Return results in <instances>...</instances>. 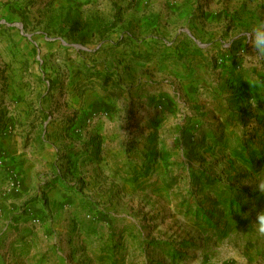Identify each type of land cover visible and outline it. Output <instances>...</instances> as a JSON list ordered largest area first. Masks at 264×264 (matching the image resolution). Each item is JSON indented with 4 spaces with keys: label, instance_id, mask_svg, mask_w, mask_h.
Returning <instances> with one entry per match:
<instances>
[{
    "label": "rangeland",
    "instance_id": "rangeland-1",
    "mask_svg": "<svg viewBox=\"0 0 264 264\" xmlns=\"http://www.w3.org/2000/svg\"><path fill=\"white\" fill-rule=\"evenodd\" d=\"M222 8L223 26L216 17ZM205 11L212 18H202ZM258 19H264V0H0V134L14 130L21 139L19 155L29 157L44 147L40 131L31 137L34 124L49 115L47 121L54 125L55 115L63 111L69 118L79 112L82 134L107 127L111 134L97 135L99 141L126 139L123 168L108 145L97 152L99 158L116 161V173L121 169L124 179L138 183L143 192L144 209L130 210L129 218L120 221L121 232L114 228L117 222L110 226L114 252L127 235L134 250L143 245L146 255L165 256V264H264V234L258 230L264 215V194L258 191L264 183V120L254 129L258 122L240 112L238 99L225 103L227 108L216 104L225 116L214 121L206 118L211 109L204 99L193 103L185 95L177 102L144 104L147 87L133 85L136 72L128 74L121 62L129 46H145L142 60H150L157 52L153 35L159 34L156 43L168 48L177 29L193 37L195 30L212 43L205 55L208 65L229 71V87L258 99L264 93V60H258L257 84L252 86L248 79L236 78L239 70L234 69L254 51L245 40ZM145 70L142 75L153 76ZM146 129L152 131L145 139L147 150L134 151ZM46 134L44 140L55 145L58 136ZM77 153L80 160L94 154ZM57 154L49 165L38 160L29 191L21 198L17 154H0V264H12L6 247L16 241L14 224L36 204V186L45 182L55 188L62 177H71L72 167L61 165ZM89 169L88 162L81 163L82 181L88 180ZM12 180L19 182L17 190L10 186ZM149 191L157 194L153 203L159 209L149 211L148 199H143ZM43 207V215L30 213L29 220L55 221L50 207ZM100 219L85 209L73 221Z\"/></svg>",
    "mask_w": 264,
    "mask_h": 264
},
{
    "label": "crops",
    "instance_id": "crops-1",
    "mask_svg": "<svg viewBox=\"0 0 264 264\" xmlns=\"http://www.w3.org/2000/svg\"><path fill=\"white\" fill-rule=\"evenodd\" d=\"M186 1L184 0V2ZM224 14L223 8L216 14L221 26L224 25ZM203 15L202 18H212L207 11ZM179 30L177 29V32L171 36L168 48L162 46L161 43H156L159 34L152 36L155 43L152 44V49L157 52L150 60H142L145 46H139L135 49L129 46L126 49V55L121 56L124 57L121 62L126 65L128 74L135 75V72L137 74L134 79L135 82L132 84H137L136 87L139 89L140 87H147L145 90L149 96L143 97L144 104H150L153 100L159 104H163L166 100L177 102L180 101L181 96L185 97V95L190 97L193 103H198V100L204 99L206 106L213 112L208 110L210 114L207 113L206 118L214 121L217 118L221 119L220 114L225 116V110H218L216 104L220 102L225 106L224 108H227L225 103L238 99L237 104L240 112L245 117L248 116L258 122V125L253 127L254 129L261 128L264 120V93L259 96V101L256 96L246 95L245 91L240 93L237 87H229L231 85L229 83L231 73L222 68L210 67L206 62L205 55L210 51L209 46L212 43L203 40L205 39L204 36L199 35L195 30L192 31L195 37L189 33L187 35L181 34ZM130 53L138 54V56L134 57ZM259 59L264 60V58H258L254 51L249 52V55L243 59H239L238 61L242 63L240 65L242 69L235 65L234 69L238 68L239 70L236 73V78L248 79L249 85L257 84L255 73L261 66L258 63ZM145 69L150 70L153 76L142 75L143 71L146 72ZM154 79L161 80L160 85H156ZM260 81H263L264 85V79H260ZM150 85H154L151 90L148 89ZM249 104L250 106H248ZM200 107V105L197 106V109ZM143 113L140 111L142 117L146 119L147 116ZM112 115H115V111L111 112L109 117ZM72 116L69 118L68 114L62 111L55 115L56 122L54 125L52 122L48 123L49 115L43 116L45 120H40L42 121L40 125L34 124L31 137L36 135V131H40L44 147L35 152L32 151L29 157L19 155L21 139L14 130H5L0 134V154H17L16 162L20 168L22 182L21 194L18 198L25 196L26 192L29 191V184L32 183L31 176L38 160L47 161V165H49L53 159L52 154L57 151L59 163L63 166L68 165L69 168L72 167L71 177L64 174L66 177H60L62 182L56 183L55 188H49L44 184L45 182L37 183L36 204L29 206L25 210L24 216L20 217V222L14 224L16 241H10L6 247V251L9 252V261L12 264H165V256L146 255L143 245L134 250L133 241L129 240L127 235L124 240L119 241L120 246L118 247L120 249L116 252L113 251L112 246L115 242L111 239V232L114 230H111L110 226L117 222V226L114 228L117 232L119 230L121 232L123 226L120 221L123 218L125 220L129 218L130 210L144 209L145 204L140 200L143 192L138 183H130L124 179L121 169L119 173L114 170L116 161L121 168H123L122 163H127V158L122 151L125 148L126 139L119 140L111 137L109 142L108 138L101 137L99 141L97 135L99 137V135L111 134L108 131L112 128L107 127L100 130L94 128L92 132L84 131L82 134L79 112L76 116ZM70 119H72V123H69ZM150 132L152 131L147 129L140 132L142 137L134 143V151L138 150L137 147L142 151L147 150L149 145L145 139ZM46 133L58 136L57 140L54 138L55 145L51 140H44L42 136L43 134L47 136ZM31 137L30 142L33 144ZM82 140L87 141L82 144L83 147L81 146ZM161 145L159 142L155 145L158 151L161 149ZM104 146L109 149L110 154L114 152V155H111L115 156V162L109 160V157H97L98 147L102 149ZM85 150L88 155L93 151V156L85 160L74 157L75 154H78L77 152ZM118 151L120 155H118ZM86 162L90 167L89 172H87L89 177L87 181H82V176L79 174L82 171L80 167L81 163ZM82 172L85 173L84 170ZM68 184L69 186H67ZM144 195L143 199H148L149 211L160 208L158 203H153L156 193L149 191L148 194ZM43 205L50 207L52 219L55 221L37 224L29 220L30 213L43 215L47 211ZM14 207L17 208V206ZM56 207H64L63 212L65 211V214L56 210ZM15 208L8 212L12 213ZM85 209H89L95 217H100V222L82 224L73 221L77 219L81 210ZM101 220L105 222L101 223Z\"/></svg>",
    "mask_w": 264,
    "mask_h": 264
},
{
    "label": "clouds",
    "instance_id": "clouds-1",
    "mask_svg": "<svg viewBox=\"0 0 264 264\" xmlns=\"http://www.w3.org/2000/svg\"><path fill=\"white\" fill-rule=\"evenodd\" d=\"M245 45L251 47L258 58H264V19H258L250 25ZM258 191L264 194V183L258 186ZM258 230L264 234V215L259 217Z\"/></svg>",
    "mask_w": 264,
    "mask_h": 264
},
{
    "label": "built area",
    "instance_id": "built-area-1",
    "mask_svg": "<svg viewBox=\"0 0 264 264\" xmlns=\"http://www.w3.org/2000/svg\"><path fill=\"white\" fill-rule=\"evenodd\" d=\"M10 186H11L13 189L17 190V189L19 188V182H18L17 180H12V181L10 182Z\"/></svg>",
    "mask_w": 264,
    "mask_h": 264
},
{
    "label": "water",
    "instance_id": "water-1",
    "mask_svg": "<svg viewBox=\"0 0 264 264\" xmlns=\"http://www.w3.org/2000/svg\"><path fill=\"white\" fill-rule=\"evenodd\" d=\"M17 26H19V27H20L21 25H20V24H17Z\"/></svg>",
    "mask_w": 264,
    "mask_h": 264
}]
</instances>
